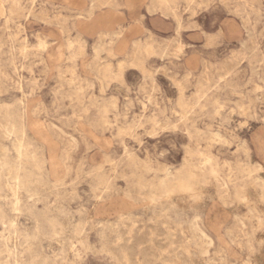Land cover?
<instances>
[{
  "label": "rangeland",
  "instance_id": "374dc122",
  "mask_svg": "<svg viewBox=\"0 0 264 264\" xmlns=\"http://www.w3.org/2000/svg\"><path fill=\"white\" fill-rule=\"evenodd\" d=\"M0 214V264H264V0H0Z\"/></svg>",
  "mask_w": 264,
  "mask_h": 264
},
{
  "label": "bare ground",
  "instance_id": "6f19581e",
  "mask_svg": "<svg viewBox=\"0 0 264 264\" xmlns=\"http://www.w3.org/2000/svg\"><path fill=\"white\" fill-rule=\"evenodd\" d=\"M101 37H102V35H101ZM42 46V45H41ZM45 49V48H44ZM158 73V72H157ZM162 73V72H161ZM65 77V76H64ZM123 87V86H122ZM13 120V119H12ZM8 121V120H7ZM6 122V121H5ZM12 130V129H11ZM11 136V135H10ZM13 143V142H12ZM2 146V145H1ZM2 150V149H1ZM5 170H7V169H5ZM7 184V183H6ZM10 187V186H9ZM9 191V190H8ZM1 215V214H0ZM126 218V217H125ZM2 220V219H1ZM2 222V221H1ZM179 224V223H178ZM7 226V225H6ZM185 229V228H184ZM14 242V241H13ZM173 254V253H172Z\"/></svg>",
  "mask_w": 264,
  "mask_h": 264
}]
</instances>
